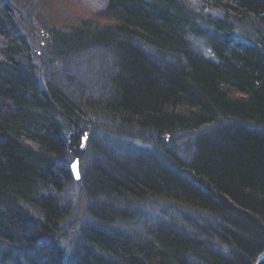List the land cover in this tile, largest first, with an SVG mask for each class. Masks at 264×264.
I'll return each instance as SVG.
<instances>
[{
	"label": "trees",
	"instance_id": "1",
	"mask_svg": "<svg viewBox=\"0 0 264 264\" xmlns=\"http://www.w3.org/2000/svg\"><path fill=\"white\" fill-rule=\"evenodd\" d=\"M39 3L46 56L0 0V264H264V0ZM91 132L97 200L69 250Z\"/></svg>",
	"mask_w": 264,
	"mask_h": 264
},
{
	"label": "rangeland",
	"instance_id": "2",
	"mask_svg": "<svg viewBox=\"0 0 264 264\" xmlns=\"http://www.w3.org/2000/svg\"><path fill=\"white\" fill-rule=\"evenodd\" d=\"M27 1L29 0H9L11 3V6L16 10L18 13L20 12V18L22 21V28H20L19 32H23L28 38L29 41L32 43L33 47L35 50L40 53L42 56H46L45 52V44L47 42V31H46V16L44 15L43 9L39 3V0L30 2L29 5L27 4ZM19 17V14H18ZM25 24H28L26 27ZM89 59V58H88ZM60 60H57L54 65H51L49 63H45L46 65L44 66L49 72L50 71H59V66H60ZM65 66L70 65L68 64V60H65ZM82 68L84 70L89 71L93 66L92 65H97V64H102L100 60L94 59V60H88L85 61L83 60ZM63 63V62H62ZM98 70V67H97ZM105 73L104 70H101ZM100 70L98 71L99 74H101ZM46 76L47 72H45ZM53 75L52 73H50ZM103 75V74H102ZM105 84L104 81H102L101 85ZM104 120V119H103ZM105 121V120H104ZM98 125V124H97ZM88 126V125H87ZM91 127V126H89ZM102 127V125H101ZM99 128L98 132L103 131L102 128ZM87 129V128H86ZM90 129V128H89ZM91 130V129H90ZM94 131V128H92ZM91 132L90 138L86 139L84 138V143L82 145V148L84 151L83 158L81 159L80 162V170L81 174L83 175L81 181L73 180L74 182L70 184L68 188V195L65 199L67 203H70L71 205V211H70V216L69 219L65 222V226L68 228L67 231L65 232L64 236V241L62 240V245L66 246L69 250L73 249L74 245L79 243L76 239V234L79 231V228L83 226V224H88L89 221H91L92 216L91 213H89V207L93 206L96 204L97 199L90 197V193L86 191L84 188L86 186L87 181L85 180V175L89 170V167L92 166V164L95 162L94 158H96L99 161H102L100 159L99 154H96L93 152V150H96L98 147L96 145H91L92 142L94 141H99L100 137L98 136V133ZM130 143H134L137 146H146L145 143H142L138 140H132ZM96 144V143H95ZM91 153V154H90ZM93 154V157H92ZM122 156V155H121ZM91 177V175H90ZM90 179V178H89ZM88 180V179H87ZM90 184V183H89ZM89 188V187H88ZM65 193V192H63ZM142 209L145 211V213H151V216H157L158 214V207L157 206H147L144 207L142 206ZM75 241L77 243H75Z\"/></svg>",
	"mask_w": 264,
	"mask_h": 264
},
{
	"label": "bare ground",
	"instance_id": "3",
	"mask_svg": "<svg viewBox=\"0 0 264 264\" xmlns=\"http://www.w3.org/2000/svg\"><path fill=\"white\" fill-rule=\"evenodd\" d=\"M84 138L85 137H83L82 138V145H83V143L85 142L84 141ZM99 141H101V139H99ZM99 141L97 140V141H95V142H98L99 143ZM94 142V141H93ZM128 142H129V144H130V140H127V139H122V141H120L119 142V150L122 152V153H125V154H127L128 152H129V147H127L126 145H128ZM158 144H159V146H161V145H163V144H160L158 141H156ZM101 143V142H100ZM130 153H132V152H130ZM93 168H94V166L92 165L91 167H89V170H88V172L86 173V175H85V180L87 181V183H86V186L84 187L85 189H86V191L88 192V193H90L91 194V196H92V193L94 194V192L95 191H93V189H91L90 188V186H91V182H90V180H89V178H90V172H92L93 171ZM82 177H83V175L81 174L80 175V179L79 180H77V181H81V179H82ZM88 179V180H87ZM74 180V177H72V181ZM74 182V181H73ZM72 182V183H73ZM90 183V184H89ZM89 187V188H88ZM121 206V205H120ZM120 206H118V208H120ZM122 206H126L127 208H131V206H132V203L131 202H125V203H123L122 204ZM264 253V252H263Z\"/></svg>",
	"mask_w": 264,
	"mask_h": 264
},
{
	"label": "water",
	"instance_id": "4",
	"mask_svg": "<svg viewBox=\"0 0 264 264\" xmlns=\"http://www.w3.org/2000/svg\"><path fill=\"white\" fill-rule=\"evenodd\" d=\"M79 160L75 159L71 165H70V169L72 170L73 173V177L75 180H79L80 179V170H79ZM264 253H262L260 256H262Z\"/></svg>",
	"mask_w": 264,
	"mask_h": 264
}]
</instances>
